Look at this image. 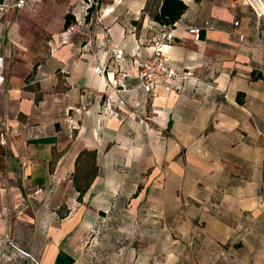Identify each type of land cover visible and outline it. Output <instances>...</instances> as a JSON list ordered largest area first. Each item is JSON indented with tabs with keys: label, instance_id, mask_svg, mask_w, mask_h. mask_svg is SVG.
Wrapping results in <instances>:
<instances>
[{
	"label": "crops",
	"instance_id": "1",
	"mask_svg": "<svg viewBox=\"0 0 264 264\" xmlns=\"http://www.w3.org/2000/svg\"><path fill=\"white\" fill-rule=\"evenodd\" d=\"M25 1L0 15V264H134L95 246L108 215L199 200L251 217L264 264V0L259 15L180 0L173 26L154 19L163 0ZM169 31L164 55L191 77L146 93L140 63ZM99 65L128 91L106 90Z\"/></svg>",
	"mask_w": 264,
	"mask_h": 264
},
{
	"label": "rangeland",
	"instance_id": "2",
	"mask_svg": "<svg viewBox=\"0 0 264 264\" xmlns=\"http://www.w3.org/2000/svg\"><path fill=\"white\" fill-rule=\"evenodd\" d=\"M143 208L123 212L125 215H108L94 234L95 246L115 259L122 257L134 264L254 263V235L244 231L253 225L251 217H238L226 208L210 207L209 202L202 200L183 203L177 211ZM209 213H217L216 220L212 221ZM224 221L229 228L226 234L220 226ZM100 258L102 264L109 263L108 257Z\"/></svg>",
	"mask_w": 264,
	"mask_h": 264
},
{
	"label": "built area",
	"instance_id": "3",
	"mask_svg": "<svg viewBox=\"0 0 264 264\" xmlns=\"http://www.w3.org/2000/svg\"><path fill=\"white\" fill-rule=\"evenodd\" d=\"M252 8L255 13L259 15L262 8V3L260 0H250ZM25 0H4L0 2V15L6 16L14 10H21L25 8ZM188 33L195 36L199 32L197 27H188ZM172 40L171 31L163 34L162 40L154 42L150 46V54L147 58L143 59L140 63L139 70L137 73V83L136 86L146 93L152 92L153 88L160 83L167 82L169 89L180 90L182 85L191 77V72L177 70L175 66L172 65L170 60L165 57L163 48L165 43H169ZM83 49L93 51V45L91 42H87L83 45ZM111 56L114 61L119 62L124 58V52L120 48H111ZM3 69V57L0 56V70ZM94 74L106 78L107 88L106 90L114 93H125L128 91V85L123 82H119L113 72L107 71L102 66H97L94 68ZM0 83H3V77L0 76ZM110 99V97H109ZM7 138V133L5 131H0V143L5 145ZM6 242L11 247H14L9 240L6 238Z\"/></svg>",
	"mask_w": 264,
	"mask_h": 264
},
{
	"label": "trees",
	"instance_id": "4",
	"mask_svg": "<svg viewBox=\"0 0 264 264\" xmlns=\"http://www.w3.org/2000/svg\"><path fill=\"white\" fill-rule=\"evenodd\" d=\"M185 9L186 6L180 0H163L160 10L155 15L154 19L163 26H173ZM72 22L71 16L67 15L64 26L68 27Z\"/></svg>",
	"mask_w": 264,
	"mask_h": 264
},
{
	"label": "bare ground",
	"instance_id": "5",
	"mask_svg": "<svg viewBox=\"0 0 264 264\" xmlns=\"http://www.w3.org/2000/svg\"><path fill=\"white\" fill-rule=\"evenodd\" d=\"M263 8V7H262ZM263 11V10H262Z\"/></svg>",
	"mask_w": 264,
	"mask_h": 264
}]
</instances>
